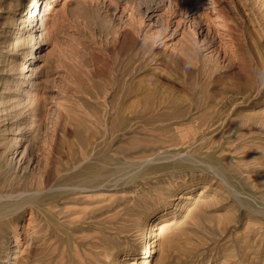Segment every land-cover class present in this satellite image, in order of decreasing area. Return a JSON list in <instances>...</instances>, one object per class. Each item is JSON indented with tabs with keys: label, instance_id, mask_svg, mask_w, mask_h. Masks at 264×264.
<instances>
[{
	"label": "rangeland",
	"instance_id": "obj_1",
	"mask_svg": "<svg viewBox=\"0 0 264 264\" xmlns=\"http://www.w3.org/2000/svg\"><path fill=\"white\" fill-rule=\"evenodd\" d=\"M17 1L0 0V264H117L163 212L136 264H264V0H31L36 34L14 42Z\"/></svg>",
	"mask_w": 264,
	"mask_h": 264
},
{
	"label": "bare ground",
	"instance_id": "obj_2",
	"mask_svg": "<svg viewBox=\"0 0 264 264\" xmlns=\"http://www.w3.org/2000/svg\"><path fill=\"white\" fill-rule=\"evenodd\" d=\"M30 1L31 0H18L17 2H16V8H14V13H12L14 16H15V19H16V23L18 22V23H20L21 25H19V29H21L20 31H15V29H12V31H11V37L13 36V39H14V42H16V40H17V38H21L22 37V31H24V30H22V29H24V27H25V25H28V28H29V30H25L24 32L25 33H29V34H33V35H35L36 33V31H37V28L36 27H34V25L33 26H31L32 25V22L35 20V15H37V13H35V10L36 9H34L33 11H31V12H29L28 14V16H26V17H24V15H25V13H26V7H28V3H30ZM52 1H54V0H52ZM213 1V0H212ZM44 6H45V9L48 11L49 9H50V7H51V5H50V2L49 1H47V0H44ZM196 7V6H195ZM189 8V7H188ZM154 15V14H153ZM48 17V16H47ZM14 19V20H15ZM44 19H46L45 17H44ZM43 19V20H44ZM177 19V18H176ZM188 21H189V23H190V30L192 29V31H193V34H195L196 36L199 34V35H201L202 36V42L204 43V44H206V43H208V42H210V39L213 37L211 34H210V27L209 26H211V25H209V24H207L204 20H206L205 18H204V16L202 17L201 16V14H199L198 12H197V9H195L194 7H191V8H189V10H188ZM192 19H194L193 21H192ZM197 19V20H196ZM180 20V19H179ZM173 21V20H172ZM40 24H42L41 22H40ZM39 24V25H40ZM16 26V25H15ZM15 26H13L14 28H16ZM177 26V25H176ZM189 26V25H188ZM162 28V27H161ZM223 28V27H222ZM40 29V28H39ZM28 31V32H27ZM218 33V32H217ZM220 33V32H219ZM220 35V34H219ZM229 35V34H228ZM26 36V35H25ZM30 36V35H29ZM212 36V37H211ZM223 36V35H222ZM31 37V36H30ZM38 37H39V35H38ZM229 37V36H228ZM24 38V37H23ZM27 38H28V36H27ZM34 38V37H33ZM218 38V37H217ZM232 38V37H231ZM11 39V38H10ZM219 39V38H218ZM229 39V38H228ZM212 41H213V39H211ZM219 42V41H218ZM10 44V43H9ZM220 44V43H219ZM208 46V45H207ZM206 46V47H207ZM211 46V45H210ZM217 46V45H216ZM209 47V46H208ZM25 48V47H24ZM24 48H23V50H24ZM27 48V47H26ZM26 51V50H25ZM24 51H22V53H23ZM27 52V51H26ZM18 63H21V62H18ZM21 65V64H20ZM16 66H17V64H16ZM22 67V66H21ZM19 70V69H18ZM25 71H26V66L24 65L23 66V69H21V72L20 73H18L15 77H14V80L12 81L11 80V82H10V90H12V91H15V89L16 88H18L19 86H25L26 87V83H28V78L27 79H25V77H26V74H25ZM29 76V75H28ZM7 88V87H6ZM28 88H29V86H28ZM16 92V91H15ZM20 92L22 93V95H24L25 97L26 96H28L29 95V93L25 90V88H21L20 89ZM11 93V92H10ZM15 96V95H14ZM13 96V97H14ZM20 99H21V97H19ZM26 99V98H25ZM25 101V100H24ZM31 101V100H30ZM20 103V102H19ZM27 103V102H26ZM15 104V103H14ZM19 105V104H18ZM22 105V104H21ZM36 105V104H35ZM20 106V105H19ZM29 107V106H28ZM21 108V107H20ZM16 109V108H15ZM31 109V108H30ZM29 109V110H30ZM25 111H26V109H24ZM23 110V111H24ZM27 110H28V108H27ZM24 111V112H25ZM20 114H21V112H20ZM15 138V137H14ZM18 140L19 139H22L21 137H19V138H17ZM16 139V140H17ZM16 147H14V150L13 151H11L12 152V154H11V156H9V157H5V158H8L9 160H10V162L11 161H15L16 163H17V165H18V163L20 162L21 163V160H22V158L24 157V152H23V150L24 149H22V151H18V145H19V142L18 141H16ZM24 148V147H23ZM10 150V149H9ZM12 150V149H11ZM21 150V149H20ZM6 151V150H5ZM4 153V152H3ZM10 153V152H9ZM18 153H20L19 154V156L17 157V159L15 158L16 156H17V154ZM6 154V153H5ZM5 154H4V156H5ZM7 154H8V152H7ZM2 156V155H1ZM5 160V159H4ZM29 160V159H28ZM28 160H26V166H27V162H28V164H30V162L31 161H28ZM6 162V161H5ZM19 163V164H20ZM30 166V165H29ZM18 167V166H17ZM20 167V166H19ZM104 184V183H103ZM103 184L102 185H98V184H96V185H92L91 187H102L103 186ZM105 185V184H104ZM72 187H90V186H83V185H81V184H79V183H76V184H74V185H72ZM41 191H44V190H40L39 192L38 191H31L29 194H25V196H24V201L26 202V203H29V202H36V203H40L41 202V198H42V195H41ZM204 192V190H201V192L199 193V195H202V193ZM27 193V192H26ZM178 198L180 199V198H184V199H190L191 198V196L188 194H185L184 196H178ZM204 199V198H203ZM200 200V199H199ZM183 202V201H182ZM188 202V201H187ZM181 204L182 203H180V206H181ZM2 212H4V209H1L0 210V213H2ZM166 214V212H163V214L161 215V219L159 220V219H153L150 223H148L147 224V227H146V231H147V234H146V238L145 239H142L134 248H133V251L132 252H128V254L126 255V257H125V259H123V260H121V261H118L117 262V264H136V263H138L139 262V260H140V257L141 256H143V255H145V256H147L148 257V259H150L151 258V256H152V253L153 252H155L156 251V248H159V247H157L158 245H160V243H158L157 242V238H156V235H158L160 232H162V230L164 229V227H165V221L163 220V216ZM4 217V216H3ZM155 218V217H154ZM1 221V220H0ZM14 228V227H13ZM14 230H15V228H14ZM13 230V231H14ZM15 232V231H14ZM161 235V234H160ZM4 239V238H3ZM12 239V238H11ZM6 240H2V241H0V247L1 248H3V250L5 251V253L6 252H8L7 250V244L8 243H6L5 242ZM162 241H164V240H162ZM17 242V241H16ZM165 242H168V240L167 241H165ZM165 244V243H164ZM161 246H164L163 244L161 245ZM161 246H160V248H161ZM169 247H171V246H168V249H169ZM163 248V247H162ZM166 248V247H165ZM18 249V248H17ZM16 249V250H17ZM167 249V250H168ZM13 250V252L15 253V251L16 250H14V249H12ZM158 250V249H157ZM3 251V252H4ZM161 251V250H160ZM162 252V251H161ZM16 253H17V251H16ZM147 253V254H146ZM166 253V252H165ZM12 256H13V254H12ZM29 257V256H28ZM16 260V259H15ZM79 261V260H78ZM78 261L76 262V263H78ZM81 261H82V259H81ZM122 261H124V262H122ZM80 263V262H79Z\"/></svg>",
	"mask_w": 264,
	"mask_h": 264
}]
</instances>
